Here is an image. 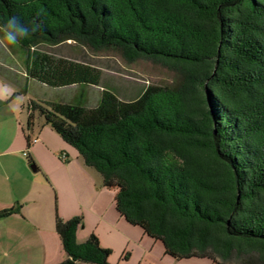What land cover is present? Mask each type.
I'll use <instances>...</instances> for the list:
<instances>
[{"label": "trees", "instance_id": "trees-1", "mask_svg": "<svg viewBox=\"0 0 264 264\" xmlns=\"http://www.w3.org/2000/svg\"><path fill=\"white\" fill-rule=\"evenodd\" d=\"M9 16L42 26L19 44L27 78L102 89L92 107L30 100L26 129L40 118L75 148L166 256L264 264V0H0ZM69 42L177 79L122 98L92 64L37 50ZM83 225L57 218L60 264H109L95 234L77 241Z\"/></svg>", "mask_w": 264, "mask_h": 264}, {"label": "crops", "instance_id": "crops-1", "mask_svg": "<svg viewBox=\"0 0 264 264\" xmlns=\"http://www.w3.org/2000/svg\"><path fill=\"white\" fill-rule=\"evenodd\" d=\"M0 57L2 65L4 59ZM18 90L0 77V212L20 208V212L0 219V264L62 263L66 254L56 232V220L77 217L82 210L95 217L77 231L79 243L95 234L108 249L104 237L115 230L130 243L136 236L142 241L149 238L142 229L138 235L133 229L138 227L128 224L116 206L117 219L111 217L105 222L102 203L94 195L96 187L98 191L101 186L106 188L103 178L96 184L91 174L95 169L86 166L77 150L47 129L42 119L36 118L26 129L28 114L23 115L26 106L18 99ZM34 139L38 141L32 143ZM102 222L107 231L100 230Z\"/></svg>", "mask_w": 264, "mask_h": 264}, {"label": "rangeland", "instance_id": "rangeland-1", "mask_svg": "<svg viewBox=\"0 0 264 264\" xmlns=\"http://www.w3.org/2000/svg\"><path fill=\"white\" fill-rule=\"evenodd\" d=\"M37 50L56 56L77 58L92 64L102 72L101 86H112L122 98H134L140 89L149 85H171L177 79V76L173 72L152 62L139 60L135 63L127 64L114 53L93 54L72 42L57 47L41 46ZM0 56L4 59V64L0 65V77L6 84L19 89L18 99L23 101L25 106H27L30 100H34L41 102L77 103L86 107H92L100 100L102 89L99 86L52 88L36 80L27 78L26 55L19 45L6 47L0 44ZM23 112L25 116L26 110ZM47 129L51 128L47 126ZM59 139L61 140V138ZM91 174L96 184L102 181V176L96 170H92ZM117 192V189H108L103 186H101L100 191H98L97 187L95 188L94 195L98 196L100 204L102 203L101 209L106 223L111 217L117 219L114 205V197ZM79 212L81 213L78 216L83 218L84 224L85 221H90L95 217V215L87 210ZM105 222L101 223L100 230L103 228L106 231L108 230ZM133 229L138 231V235L139 233L142 235L140 228ZM119 233L116 230L111 234H107L106 232L107 235L104 237V240L108 242L111 248H108L111 250L109 264H216L207 258L175 260L164 255V246L161 241L152 240L147 237L142 241L140 237L137 238L136 236V239L130 243ZM253 261L251 264H258L256 260ZM229 264H244V261L234 259Z\"/></svg>", "mask_w": 264, "mask_h": 264}, {"label": "clouds", "instance_id": "clouds-1", "mask_svg": "<svg viewBox=\"0 0 264 264\" xmlns=\"http://www.w3.org/2000/svg\"><path fill=\"white\" fill-rule=\"evenodd\" d=\"M41 24L33 20L31 23L23 22L18 16H9L0 24V44L4 46H17L25 39L30 38L41 30Z\"/></svg>", "mask_w": 264, "mask_h": 264}, {"label": "built area", "instance_id": "built-area-1", "mask_svg": "<svg viewBox=\"0 0 264 264\" xmlns=\"http://www.w3.org/2000/svg\"><path fill=\"white\" fill-rule=\"evenodd\" d=\"M37 141H38V140L34 139V140L32 141V143H36ZM23 155L26 156V157L28 156L27 152H24Z\"/></svg>", "mask_w": 264, "mask_h": 264}]
</instances>
